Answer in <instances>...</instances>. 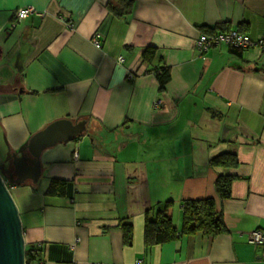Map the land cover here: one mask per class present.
I'll return each mask as SVG.
<instances>
[{"label": "crops", "instance_id": "obj_1", "mask_svg": "<svg viewBox=\"0 0 264 264\" xmlns=\"http://www.w3.org/2000/svg\"><path fill=\"white\" fill-rule=\"evenodd\" d=\"M109 2L0 0L1 167L13 153L34 162L24 149L48 125L87 122L42 153L38 183L11 185L26 245L42 247L39 264H264L249 241L264 232V50L197 48L203 27L264 37V0H133L122 18ZM22 8L34 12L19 20ZM147 49L170 68L163 92L144 74ZM225 153L237 167L210 165ZM218 175L236 178L224 200ZM54 179L66 195L48 193ZM210 197L227 231L146 248L147 211L172 202L181 232L183 202Z\"/></svg>", "mask_w": 264, "mask_h": 264}, {"label": "trees", "instance_id": "obj_2", "mask_svg": "<svg viewBox=\"0 0 264 264\" xmlns=\"http://www.w3.org/2000/svg\"><path fill=\"white\" fill-rule=\"evenodd\" d=\"M108 6L117 17L122 18L132 12L133 0H110ZM202 30L203 34L212 35L218 32H229L231 31V28L228 26L216 25L215 27H203ZM239 32L242 31L239 30ZM230 50L233 54L241 56L243 51L250 49H243L231 45ZM154 57L155 53L153 49H147L143 52L142 65L146 66L144 74L155 76L159 83V90L160 92H163L171 80V71L170 68L165 65H154ZM137 76L138 74L136 72H130L129 77L132 79ZM211 114L217 116L214 111H211ZM210 165L214 168L232 169L238 166L237 156L234 153H225L211 159ZM235 179L236 178L232 176H217L215 180V190L218 199L224 200L230 197L231 185ZM68 189V182L54 179L51 181L48 193L52 196H64ZM172 208L173 203L168 201L160 203L146 212L144 241L147 249L156 245L169 243L183 235L191 236L201 233L208 239H214L218 235L227 231L223 213L217 209L213 197L199 200H186L183 202V225L181 232H178L173 223ZM122 230L125 243L131 245L133 239L132 225L130 223H125L122 225ZM26 260L27 264L42 263V247L37 244L28 245L26 247Z\"/></svg>", "mask_w": 264, "mask_h": 264}, {"label": "water", "instance_id": "obj_3", "mask_svg": "<svg viewBox=\"0 0 264 264\" xmlns=\"http://www.w3.org/2000/svg\"><path fill=\"white\" fill-rule=\"evenodd\" d=\"M86 130V121L75 124L69 119L56 121L29 140L26 150L34 162H28L18 153H13L0 166V264H27V245L20 214L7 185H21L28 180L38 183L42 175V153L57 144L76 140ZM10 164L13 168L12 175L11 172L9 175L5 172Z\"/></svg>", "mask_w": 264, "mask_h": 264}, {"label": "built area", "instance_id": "obj_4", "mask_svg": "<svg viewBox=\"0 0 264 264\" xmlns=\"http://www.w3.org/2000/svg\"><path fill=\"white\" fill-rule=\"evenodd\" d=\"M34 10L32 8H22L17 11V18L19 20H24L28 18ZM98 37V36H97ZM94 38V44L96 47L100 46L99 38ZM220 43H226L229 46H236L241 47L243 49H251V48H257V49H264V37H260L258 39H252L250 36L241 33L236 30H231L229 32H218L214 33L212 35H205L202 34L197 42V48L198 51H203L207 49L208 47L218 45ZM120 62H124V58H119ZM9 191L11 192L12 186L10 184L7 185ZM249 241L251 244H253L256 247H263L264 246V232L260 229L254 230L250 234ZM263 259H264V253H263Z\"/></svg>", "mask_w": 264, "mask_h": 264}, {"label": "rangeland", "instance_id": "obj_5", "mask_svg": "<svg viewBox=\"0 0 264 264\" xmlns=\"http://www.w3.org/2000/svg\"><path fill=\"white\" fill-rule=\"evenodd\" d=\"M2 154H3V146H2V143L0 142V166H1V158H2Z\"/></svg>", "mask_w": 264, "mask_h": 264}, {"label": "flooded vegetation", "instance_id": "obj_6", "mask_svg": "<svg viewBox=\"0 0 264 264\" xmlns=\"http://www.w3.org/2000/svg\"><path fill=\"white\" fill-rule=\"evenodd\" d=\"M20 153H21V152H20ZM7 171H8V172H7ZM5 172H6V174L8 173V175H9V173L11 172V175H12V173H13V168H12L11 164H10V167L8 168V170L5 169Z\"/></svg>", "mask_w": 264, "mask_h": 264}]
</instances>
